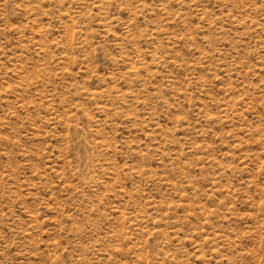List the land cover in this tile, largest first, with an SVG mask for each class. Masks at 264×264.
<instances>
[{
  "label": "rangeland",
  "instance_id": "374dc122",
  "mask_svg": "<svg viewBox=\"0 0 264 264\" xmlns=\"http://www.w3.org/2000/svg\"><path fill=\"white\" fill-rule=\"evenodd\" d=\"M0 264H264V0H0Z\"/></svg>",
  "mask_w": 264,
  "mask_h": 264
}]
</instances>
